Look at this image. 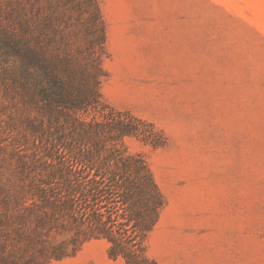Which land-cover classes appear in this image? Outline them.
<instances>
[{
	"label": "rangeland",
	"instance_id": "374dc122",
	"mask_svg": "<svg viewBox=\"0 0 264 264\" xmlns=\"http://www.w3.org/2000/svg\"><path fill=\"white\" fill-rule=\"evenodd\" d=\"M0 35L97 89L38 108L0 52V264H126L65 210V165L114 146L162 197L132 263L264 264V0H0Z\"/></svg>",
	"mask_w": 264,
	"mask_h": 264
},
{
	"label": "trees",
	"instance_id": "16d2710c",
	"mask_svg": "<svg viewBox=\"0 0 264 264\" xmlns=\"http://www.w3.org/2000/svg\"><path fill=\"white\" fill-rule=\"evenodd\" d=\"M38 50L0 35V52L11 51L20 58V77L15 83L22 101L38 108L87 111L95 102L97 89L82 92L66 86L65 78ZM130 131L125 126L120 135ZM115 148L100 163L74 158L65 165V210L78 225H86V236L107 238L110 255L121 254L126 264H136L132 259L143 249L135 238L155 224L162 197L144 160ZM118 203L128 214L127 221L117 225L112 210ZM120 225L125 227L121 230Z\"/></svg>",
	"mask_w": 264,
	"mask_h": 264
}]
</instances>
